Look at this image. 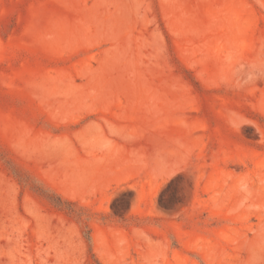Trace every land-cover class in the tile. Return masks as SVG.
<instances>
[{"label": "rangeland", "instance_id": "obj_1", "mask_svg": "<svg viewBox=\"0 0 264 264\" xmlns=\"http://www.w3.org/2000/svg\"><path fill=\"white\" fill-rule=\"evenodd\" d=\"M0 264H264V0H0Z\"/></svg>", "mask_w": 264, "mask_h": 264}, {"label": "trees", "instance_id": "obj_2", "mask_svg": "<svg viewBox=\"0 0 264 264\" xmlns=\"http://www.w3.org/2000/svg\"><path fill=\"white\" fill-rule=\"evenodd\" d=\"M56 200H57V202L59 203L58 206H60V204L63 202L59 197H56ZM58 206H57V207H58Z\"/></svg>", "mask_w": 264, "mask_h": 264}]
</instances>
